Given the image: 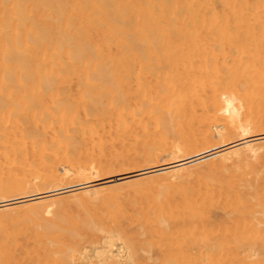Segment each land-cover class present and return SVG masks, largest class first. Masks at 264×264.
I'll use <instances>...</instances> for the list:
<instances>
[{"label":"bare ground","instance_id":"1","mask_svg":"<svg viewBox=\"0 0 264 264\" xmlns=\"http://www.w3.org/2000/svg\"><path fill=\"white\" fill-rule=\"evenodd\" d=\"M128 198L172 264H264V0H0V264H138Z\"/></svg>","mask_w":264,"mask_h":264},{"label":"rangeland","instance_id":"2","mask_svg":"<svg viewBox=\"0 0 264 264\" xmlns=\"http://www.w3.org/2000/svg\"><path fill=\"white\" fill-rule=\"evenodd\" d=\"M160 162H163V160L162 161H160ZM258 163V162H257ZM139 164H141L140 166H139ZM139 164H126V165H122V166H116V167H114L113 169H112V171L110 170L109 172L111 173V174H109V173H104V174H102L101 176L102 177H105V176H107V175H112L113 173L114 174H117V173H123V172H126V171H124V170H129V171H131V169L132 170H135L136 168H138V169H140V167H143L144 165H146L145 163H143V162H140ZM143 164V165H142ZM259 165V163L256 165V166H258ZM261 165H262V163H261ZM122 169H121V168ZM133 167V168H132ZM117 168H118V170H117ZM247 168H249L250 169V167L249 166H247V167H242L241 169L240 168H231V169H229V170H226L225 172H223V174H219L218 176L217 175H213V173H208V174H205V175H203L200 179H198V180H195L194 182H192L191 184H193V186H195V187H199V186H202V182L201 181H203L204 182V180H207L208 179V177H209V179L211 178V177H215V176H217V177H215V178H218L219 176H223V175H225V176H228V177H232V176H235L236 175V178H239V179H241V178H244V177H246V178H250L251 177V175H252V173H250V171H249V169H247ZM258 168V167H257ZM116 169V170H115ZM127 170V171H128ZM238 171V172H237ZM240 171V172H239ZM116 172V173H115ZM233 174V175H232ZM247 174V175H246ZM99 178V177H98ZM207 178V179H206ZM204 179V180H203ZM208 179V181H211V180H209ZM213 180V179H212ZM189 188H191V187H189ZM61 195H67V193H65V194H61ZM60 195V196H61ZM255 195V196H254ZM253 196L254 197H252L251 196V200L253 201V202H255L257 199H258V196H259V194L257 195V194H254ZM255 198V199H254ZM133 200V201H132ZM138 201H137V204H136V207L135 208H131V205H130V203L131 202H134V201H136L134 198H128L126 201H124V202H122V203H124L127 207L129 206V208H126L125 210H124V213H122V214H120V216L118 217V220H119V218H121V220L124 222V225H125V229L126 230H124V232H122L123 233V235L125 236L126 235V233L129 235V236H127L126 235V237L128 238V239H131V241L132 242H134V243H132V244H134L133 245V249H134V247H135V250H138V252L136 253V257H135V259H136V261H137V263L138 264H162V263H166V264H172V263H174L173 262V259H174V261H175V263L177 262L176 261V259H179V258H181L182 256H181V254H184L183 253V251L181 250V249H179V248H173V249H166L165 248V246L164 245H162L161 243H159V241L157 240V237L156 236H153L152 234H150L149 232H145L144 233V229H145V226H146V224H145V222H144V219H142L141 217H142V214L143 213H150L151 214V212L153 211V204H152V202L150 201V200H148V199H143V198H138L137 199ZM140 200H142V202L140 201ZM140 202V203H139ZM140 205H139V204ZM150 203V204H149ZM143 204V205H142ZM100 206V207H99ZM83 207V208H82ZM106 207V206H105ZM115 205H110V206H107V208H104L102 205H94V204H90V205H86L85 206V208H84V206H80V207H78V208H76V209H74L73 211H71L70 213H68L67 215H66V218H65V225L66 226H68L69 228H71V229H73V231L74 232H78V229H79V227L80 226H92V225H95L96 223V225H99L100 223L103 225L104 224V221L106 220V218H105V214H106V211L108 210V208H110V209H115ZM84 209V210H83ZM106 209V210H105ZM141 210V211H140ZM137 212V213H136ZM87 213V214H86ZM153 213V212H152ZM89 214V215H88ZM126 214V215H125ZM138 215L137 216V218L138 219H136L134 222H132L131 221V223L129 222V215ZM89 217V218H88ZM73 219V222H72V219ZM94 219V220H93ZM76 220H77V222H76ZM85 220V221H84ZM71 223H70V222ZM75 221V222H74ZM93 221V222H92ZM143 221V223H141ZM74 223V224H73ZM100 224V225H101ZM139 225V226H138ZM106 225H104V227H105ZM142 227V229H141V227ZM144 226V227H143ZM213 226V228L215 227V228H218V227H220V224L218 223V222H214V224L212 225ZM15 231V233H16V231H18V230H16V229H14ZM140 230V231H139ZM131 231V232H130ZM133 231V232H132ZM139 232H141L142 233V235H138V234H141V233H139ZM122 233H121V236H123L122 235ZM125 233V234H124ZM129 233H131V234H129ZM135 233V234H134ZM98 234H103V230H98ZM151 235H152V237H151ZM21 236V235H20ZM137 237V238H136ZM146 237H148V239L150 240H147V238ZM99 238V237H98ZM140 238V239H139ZM146 238V239H145ZM260 238H264V232L262 233V236L260 237ZM11 239H13V238H11ZM83 239V240H82ZM25 240V241H24ZM81 240V241H80ZM80 242H79V244H78V250L79 251H81L83 248L85 249V248H88V246H89V248L90 247H92L93 245H92V241H93V238H91V237H88V236H84L83 237V235H81L80 236ZM95 240V239H94ZM142 240V241H141ZM19 241L22 243V244H25V242H26V238L25 237H21V238H19ZM24 241V242H23ZM149 241V242H148ZM154 241V242H153ZM202 241V239L200 238V240H194V243H192V244H194V245H197L198 247H201L202 246V244L204 243V242H201ZM86 242V243H85ZM152 243H153V245H152ZM144 244V245H143ZM151 244V245H150ZM140 245V246H139ZM151 246V248H152V246H153V250L151 251V249L149 248L150 246ZM200 245V246H199ZM83 246H85V247H83ZM149 246V247H148ZM164 246V247H163ZM136 247L138 248V249H136ZM140 247H141V249H140ZM157 247L159 248V249H157ZM162 248H163V251H162ZM205 248H206V245L204 246V247H202V249L205 251V253L206 254H204V255H207V252H206V250H205ZM140 249V250H139ZM144 249H147V251L149 252V251H151V252H147L146 250H145V252H144ZM149 249V250H148ZM78 250H77V252H78ZM134 250V251H135ZM144 252V253H142V251ZM158 250V251H157ZM172 250H177V252H175V251H172ZM159 251H160V253H159ZM182 251V252H181ZM163 252V253H162ZM175 252V253H174ZM210 252V251H209ZM146 253H147V255H146ZM151 253V254H150ZM157 253V254H156ZM178 253H180L179 255H178ZM78 254V253H77ZM159 255V256H158ZM170 255V256H169ZM171 255H172V257H171ZM262 255L264 256V252L262 253ZM149 256V257H148ZM155 256V257H154ZM163 256H164V259H163ZM176 256L178 257L179 256V258H176ZM181 256V257H180ZM148 257V258H147ZM152 257V258H151ZM161 257V258H160ZM149 258H151L152 260H150ZM156 258H157V261H156ZM204 259V258H203ZM139 260H141V261H139ZM143 260V261H142ZM155 260V261H154ZM145 261V262H144ZM171 261V262H170ZM210 260L207 258L206 260H202V259H198V260H196L195 261V263L194 264H211L210 262H209ZM144 262V263H143ZM155 262V263H154ZM170 262V263H169Z\"/></svg>","mask_w":264,"mask_h":264}]
</instances>
